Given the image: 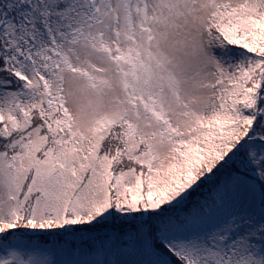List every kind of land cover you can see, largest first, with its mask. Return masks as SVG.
Listing matches in <instances>:
<instances>
[{
	"label": "snow or ice",
	"instance_id": "snow-or-ice-1",
	"mask_svg": "<svg viewBox=\"0 0 264 264\" xmlns=\"http://www.w3.org/2000/svg\"><path fill=\"white\" fill-rule=\"evenodd\" d=\"M0 264H264V0H0Z\"/></svg>",
	"mask_w": 264,
	"mask_h": 264
}]
</instances>
